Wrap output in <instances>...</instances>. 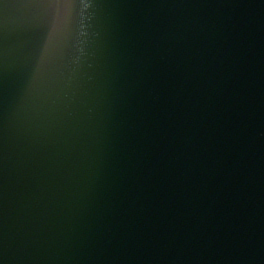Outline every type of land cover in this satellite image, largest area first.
Listing matches in <instances>:
<instances>
[{
	"label": "water",
	"instance_id": "water-1",
	"mask_svg": "<svg viewBox=\"0 0 264 264\" xmlns=\"http://www.w3.org/2000/svg\"><path fill=\"white\" fill-rule=\"evenodd\" d=\"M0 264H264V0H0Z\"/></svg>",
	"mask_w": 264,
	"mask_h": 264
}]
</instances>
